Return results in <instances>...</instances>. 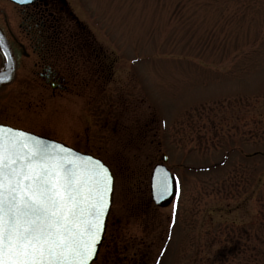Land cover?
<instances>
[{"label":"rangeland","instance_id":"374dc122","mask_svg":"<svg viewBox=\"0 0 264 264\" xmlns=\"http://www.w3.org/2000/svg\"><path fill=\"white\" fill-rule=\"evenodd\" d=\"M90 2L136 76L119 108L142 130L137 149L108 153L103 132L91 148L116 176L95 264H264V0ZM38 92L0 88V124L80 144L75 105ZM164 154L182 191L163 209L150 180Z\"/></svg>","mask_w":264,"mask_h":264},{"label":"snow or ice","instance_id":"6c2138e0","mask_svg":"<svg viewBox=\"0 0 264 264\" xmlns=\"http://www.w3.org/2000/svg\"><path fill=\"white\" fill-rule=\"evenodd\" d=\"M173 179L179 200V177L164 170L154 187L157 202L173 195ZM113 186L99 158L0 125V264H91Z\"/></svg>","mask_w":264,"mask_h":264},{"label":"flooded vegetation","instance_id":"af4514ba","mask_svg":"<svg viewBox=\"0 0 264 264\" xmlns=\"http://www.w3.org/2000/svg\"><path fill=\"white\" fill-rule=\"evenodd\" d=\"M91 8L90 0H30L24 3L0 0V28L16 63L7 87L43 91L33 97H40L44 106L46 92L59 102L75 105V117L79 122L76 138L81 143L61 142L82 153L92 154L91 148L96 146L100 132L107 137L108 153L121 146L126 151L132 144L134 150L140 147L136 143L142 138V130L130 131L129 127L134 126H127L121 116L125 110L122 112L119 107L130 105L134 94L140 96L134 89L132 98L128 99L127 80L136 76L132 69V73L128 72L130 68L118 49L95 34L88 13ZM131 81L134 83L133 79ZM126 137L133 140L125 143ZM167 160L170 161L169 156ZM174 174L179 177L176 172ZM181 191L180 181L179 200Z\"/></svg>","mask_w":264,"mask_h":264},{"label":"water","instance_id":"95a60500","mask_svg":"<svg viewBox=\"0 0 264 264\" xmlns=\"http://www.w3.org/2000/svg\"><path fill=\"white\" fill-rule=\"evenodd\" d=\"M13 1L16 3H20V2H18V0H13ZM0 40L3 41V44H0V54H1L2 59H3V65L0 68V78H4L3 80H0V88H3V87L8 86L11 83L12 79L9 81L6 78L9 76H11L13 78V75H14V72L16 69V63H15V57H14L13 51H12L10 44L8 43L7 38H6L4 32L2 31L1 28H0ZM0 125H3V124H0ZM6 126H8V125H6ZM12 128H14V127H12ZM15 129H18V128H15ZM20 130H22V129H20ZM23 131H25V130H23ZM26 132H28V131H26ZM28 133H31V132H28ZM32 134H34V133H32ZM35 135H37V134H35ZM40 137H42V136H40ZM42 138H45L48 141H55L58 143H62V142H59V141L54 140V139H50V138H46V137H42ZM62 144H64V143H62ZM64 145H66V144H64ZM72 149H74V148H72ZM74 150H76V149H74ZM76 151H78V150H76ZM78 152L82 153L80 151H78ZM82 154H85V153H82ZM91 156H93V155H91ZM93 157H95V156H93ZM95 158H97V157H95ZM164 161L167 162V157H164ZM103 163H105V162H103ZM110 170H111V168H110ZM164 170H167L171 174V172L167 169V167L159 164V165L155 166V168L153 169L152 175H151V183H150L151 198H152V201L154 202V204L159 208H166L169 205H171L175 196H176V192H177L176 181H175V179H173V195L171 197H169L168 199L163 200L162 202H157L156 199L154 198V187H155V184L157 183L158 175H162ZM112 173H113V171H112ZM113 175H114V186H113L112 204L110 205L109 215L106 217V220H105V232H104V235H103V238L101 240L100 245H98L97 256L94 258V260L91 262V264H94L98 260V256H99L101 247H102L104 240H105V235H106L108 223H109V217H110V214H111V211L113 208V204H114V196H115V190H116V178H115L114 173H113Z\"/></svg>","mask_w":264,"mask_h":264},{"label":"trees","instance_id":"16d2710c","mask_svg":"<svg viewBox=\"0 0 264 264\" xmlns=\"http://www.w3.org/2000/svg\"><path fill=\"white\" fill-rule=\"evenodd\" d=\"M255 251V254H256V250H254ZM255 254H254V257H255Z\"/></svg>","mask_w":264,"mask_h":264}]
</instances>
